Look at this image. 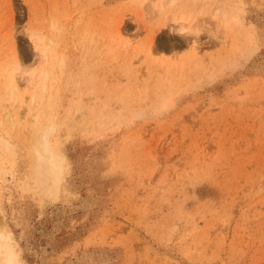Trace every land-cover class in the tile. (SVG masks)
<instances>
[{
  "label": "rangeland",
  "instance_id": "374dc122",
  "mask_svg": "<svg viewBox=\"0 0 264 264\" xmlns=\"http://www.w3.org/2000/svg\"><path fill=\"white\" fill-rule=\"evenodd\" d=\"M12 68L0 218L26 264H264V0H0ZM30 113L68 158L57 200Z\"/></svg>",
  "mask_w": 264,
  "mask_h": 264
},
{
  "label": "bare ground",
  "instance_id": "6f19581e",
  "mask_svg": "<svg viewBox=\"0 0 264 264\" xmlns=\"http://www.w3.org/2000/svg\"><path fill=\"white\" fill-rule=\"evenodd\" d=\"M169 2H170V0H169ZM172 2H174V0H171V4H172ZM160 5H161V7H163L164 4L162 5V2H160ZM186 14L181 15L180 22L177 25V29L184 34H185V32H188L187 28H186V25L188 23L187 22L188 17ZM193 27L191 26V29ZM188 28H190V27H188ZM193 29L190 31H193ZM197 30H198V28H197ZM197 30L195 29V32H198ZM191 35H192V32H191ZM40 42L39 41L35 42L36 43V49L38 50V52L40 51L42 53V55H45L46 50H45V48L42 47V44ZM14 44H15V42H14ZM14 44L12 45L13 47L16 45V44L15 45ZM46 49H47V47H46ZM196 54H197V52H196ZM15 57L16 56H14L12 58V61L14 60ZM16 60H17V58H16ZM52 61H53V59H52ZM18 66L20 67V64H18ZM26 69H28V68H25V70ZM17 70H18V68H12L10 70V73H9L7 79H5L6 78L5 75L3 77H0V92L10 96L9 101H11V98L13 96L14 91L18 89V83L21 82L20 76L17 77ZM20 70H21V68H19L18 73H20V72L23 73V71H25L24 69H22L23 71L22 70L20 71ZM29 71L30 70L28 69V72ZM1 72H2V70H1ZM6 72H7V70H6ZM6 72H5V74H6ZM29 73L26 72V75H28V76L24 77V79H26V81L29 84H34V85L38 84V87L41 86V89L43 91H45L46 85H47L46 81L48 78V74L46 72H41L39 77L36 79L34 72L33 73L29 72ZM17 78L18 79L20 78V80L18 81ZM20 85L21 84H19V86ZM33 90H34V86H33ZM36 91H37V89H36ZM17 92H18V90H17ZM27 94H28V92H27ZM38 94H39V92H38ZM44 94H46V91L44 92ZM0 96H2V95H0ZM31 96L33 97L31 99L33 101L35 100V103H38V102H41L44 100L42 97H40L41 99L39 97L36 98L35 94H33ZM15 99H16V96H15ZM33 101L31 103L32 106H30V107L34 106ZM12 109L14 110L15 107ZM31 114L32 113H30V116L28 119V122H29L28 130H30L32 133L31 145L33 146L34 153H35V159H34L35 164L31 168L32 169L31 181L34 183V189L35 190H41L42 195H44V197L57 200L60 197V195L62 194L63 189H64V185H65V181H66V175H67L68 168H69L68 167V158L66 157L64 151L61 148L62 145L61 146H60V144L52 145L50 143L49 136L52 135V134H50L51 133L50 130L48 131V132H50L49 133L50 135H48V133L42 132V129L39 128L36 124V122L38 121V119H36V114L35 115L34 114L31 115ZM7 115H9L11 119L15 118L10 110H9ZM50 129L53 131L54 128L52 127ZM9 141L0 138V144L2 145V147H4L7 150V152L5 150V152L8 153L7 155L10 154L9 157L11 156V158H13V157L15 158L14 152H13L14 149L12 150V145ZM0 149L2 150L3 148H0ZM10 160H13V159H10ZM16 246H17L16 241L13 238L12 231L10 229H8V227L4 223L3 219L0 218V264H26L22 260L20 251L17 250Z\"/></svg>",
  "mask_w": 264,
  "mask_h": 264
}]
</instances>
